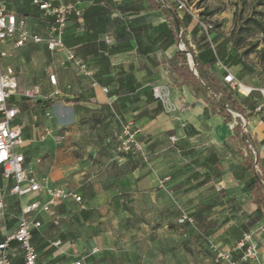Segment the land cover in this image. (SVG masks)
Wrapping results in <instances>:
<instances>
[{"label":"crops","instance_id":"obj_1","mask_svg":"<svg viewBox=\"0 0 264 264\" xmlns=\"http://www.w3.org/2000/svg\"><path fill=\"white\" fill-rule=\"evenodd\" d=\"M72 1L79 4L83 15L71 17L64 43L69 44L66 47L74 52L83 67L64 62L65 52H58V58L54 53L46 52L44 44L36 43L11 50L4 59L8 64L3 63L4 66H12L13 54H18L17 62L32 66L42 52L51 54L59 62L54 67L50 64L47 67L57 75L58 88L62 93L52 95L55 86L49 77L45 85L50 90V98L55 100L50 108L55 109L59 123H55L53 118H43V111L37 106L28 111L20 109L15 121L23 128L24 146L20 151L26 154V166L39 180L67 184L83 196L82 204L64 203L52 214H40L44 225L34 231L39 263L69 264L79 256H86L84 264H163L162 254L157 250L152 251L156 256L151 260L153 263L147 262L141 254L139 240H144L147 233L157 235L146 228L147 218L144 217L141 223L143 228L135 232L136 237L127 230V223L138 219L137 213L141 208H153L156 213L162 210L163 205L158 198L164 193L163 187L176 188L196 173L197 176L189 180L193 181L190 185L198 184L191 195L194 197L190 203L191 212L201 206L212 209L214 213L202 222L211 223L219 219V226L213 230L212 237L224 248L233 250L236 249L233 243H237L245 233L242 226L254 219L249 232L258 243L259 257L250 263L264 264V211L254 203L249 189L254 172L245 162L249 153L240 141L243 122L241 118L234 117L227 121L210 103L209 97L185 83L176 70L181 65L176 56L178 44H185L187 49L194 44L199 51L193 35L195 24L185 22L184 16L178 12L180 21L176 19L172 12L163 8V0ZM166 1L175 6L172 0ZM15 7L19 14L28 18L34 33H47L48 22L40 21L30 0H15ZM234 67L231 68L235 73ZM14 70L22 80L21 73L17 68ZM211 70L220 80L219 65L216 63ZM121 79L129 81V85L120 88ZM93 82L97 85L94 86ZM159 83L169 85L173 102L184 110L171 115L160 101L148 99L151 98L152 86ZM103 86L109 87L108 95L103 93ZM77 97L82 100L80 103L68 101ZM118 97L127 99L118 100ZM86 110L88 113L85 114ZM113 113L144 128L140 140L149 153L148 161L140 155L118 154L104 144L101 137L120 126ZM81 117L87 119L81 121ZM90 117L98 121L90 140L94 146L92 154L99 162L94 174L83 171L81 158L77 157V146L71 144L73 139L84 141L85 126L89 124ZM246 118L247 133L252 142L249 147L258 157L254 166L264 174V121L254 113H249ZM43 125L65 133L72 140L65 142L63 147H58L51 138L39 142L38 134ZM231 126L235 129H230ZM172 135L179 137L178 146L185 151L192 149L188 155L190 161L171 144L169 137ZM212 154L216 156L215 163L201 165ZM185 166L187 168L184 169ZM79 181H83L81 185ZM12 186L13 181L3 176L0 168L1 242L16 230L18 224L8 214L17 218L16 214L21 215L22 207L33 197L20 199L11 193ZM139 198L143 200L139 201ZM80 209L85 210L86 215H82ZM148 219L150 223L151 220L152 223L161 220L157 214ZM55 220L58 224L54 223ZM162 236L154 239L155 244L163 239ZM95 247L99 251L93 253ZM234 255L240 259L239 250Z\"/></svg>","mask_w":264,"mask_h":264},{"label":"built area","instance_id":"obj_2","mask_svg":"<svg viewBox=\"0 0 264 264\" xmlns=\"http://www.w3.org/2000/svg\"><path fill=\"white\" fill-rule=\"evenodd\" d=\"M31 2L41 11V19L45 22L50 21L45 35L34 33L31 30L28 18L17 12L15 0H0V168L2 175L13 181L11 188L13 195L20 199L33 196L30 202L22 207V214L18 218L16 230L7 235L4 241H0V264H40L39 254L34 242V231L40 230L44 225L39 217L40 214H52L55 212L56 207L64 203H83V196L76 189L67 184L52 183L47 179L39 180L33 170L26 166V154L20 151V148L24 146L23 128L15 123L21 111L11 101L19 93L20 82L12 66H1L3 60L10 55L11 50L21 48L28 43H36L46 45L51 52H65L66 60L64 62H72L76 66L83 67L74 52L67 48L64 43L69 20L73 16L81 17L83 11L77 2L72 0H31ZM163 2L168 7V2L166 0H163ZM172 2L179 14L182 16L187 15L192 21H196L195 26L208 37L210 45L214 48V24L200 18L187 0H172ZM181 34L182 31H180ZM177 49L186 52L191 70L198 76L194 59V56L198 53L196 46L191 44L190 49H187L185 44H178ZM217 64L219 65L222 84L230 86V88L237 90L244 96H250L253 92L257 93L258 102L249 113H254L264 121V86L244 85L231 67L220 60ZM48 77L50 83L55 86L52 95H60L62 91L58 88L57 75L50 72ZM93 85L96 86L97 82H93ZM243 87H247L248 91L244 92ZM101 89L106 95L110 92L107 86H103ZM152 95L163 104L168 114L176 115L185 109L173 102L168 84L153 85ZM22 96L34 101L45 99L40 85H32L26 88ZM214 96L218 100L221 97L218 93H214ZM226 107L234 118L242 119V133H247L248 119L243 114L229 108L228 105ZM43 116L46 119H51L53 118V112L47 109L43 112ZM115 117L120 126L106 138V142L112 144L119 154L140 155L143 160L148 161L149 153L140 140L144 134V128L136 126L132 121H124L120 115H115ZM230 128L233 129L234 127L231 126ZM50 138L58 143H63L67 135L58 132L49 125H43L38 134V141L44 142ZM169 140L173 146H176L179 137L172 135ZM247 142L251 146L250 142ZM261 182L264 184L263 181ZM180 221L182 223L187 221L192 223L193 218L190 214H185ZM54 223L58 224V221L55 220ZM13 242H16L17 245L13 246ZM212 247L216 252V264H241L243 261H257L259 257L258 243L252 232H245L242 235L236 243L235 250L221 248L216 244H212ZM238 250L241 254L240 259L235 258L234 255ZM98 251L99 248L97 247L93 249V253ZM18 259H20V262H18ZM85 259L86 256H79L78 259L69 264H84Z\"/></svg>","mask_w":264,"mask_h":264},{"label":"rangeland","instance_id":"obj_3","mask_svg":"<svg viewBox=\"0 0 264 264\" xmlns=\"http://www.w3.org/2000/svg\"><path fill=\"white\" fill-rule=\"evenodd\" d=\"M187 2L193 7L195 13L200 18L211 21L214 24L215 29L213 35L217 43V53L220 54V52L225 51L227 54L239 56L249 66L247 70H243L241 66L233 68L235 73H237L238 79L247 86H264V0H187ZM191 22L196 24L194 20H191ZM45 34L46 33H43L42 35ZM196 39L201 42H206L207 40L205 34L200 30H197ZM45 51H48V53L51 52L47 48ZM52 53L59 58L58 52ZM17 55L18 54H13V60L10 62L12 67L17 68V71L21 73L20 76L22 77V80L19 78V93L15 96L17 103L19 104V102L22 101L23 91L32 85H40L43 95L49 99L50 90L49 88L46 89L45 85L51 70L47 66H49V64L52 65V67L58 65L59 62L57 58H53L51 54L48 55L42 52L36 58L32 66H29L28 63L25 66L17 62ZM3 63L8 64L4 62V60ZM3 63L1 64L2 67H4ZM31 67H33V70L30 69ZM237 96L241 102L248 106L253 103L254 99L257 97V93L253 92L250 97L247 98L239 92ZM50 110L53 112L55 123L58 124L59 120L55 109L50 108ZM86 113H88L87 110L85 111V114ZM86 119L87 117H81L80 120L85 121ZM91 119L92 117H90L89 124L85 126L84 141L81 142V140L77 141L73 139V143H71L77 146L76 152L78 155L77 157L81 158V168L83 171L88 172V174H94L99 168L97 157L92 154L94 146L90 144V140H92L93 137L92 135L97 129L98 121ZM117 129L118 126L115 130ZM233 129H235V127ZM114 131L112 130L101 138H103L104 144L108 148L116 151L112 144L105 142V139L113 134ZM71 140L70 138H66L63 143H58L56 141L55 143L58 147H63L65 142L68 143ZM180 148H178V153L183 158L190 161L191 157L188 155L191 151H185L184 148ZM116 152L118 153V151ZM230 152L231 149L229 147L228 153ZM185 168H187V166H185L184 169ZM190 170L192 169L190 168ZM82 182L83 181H79L80 185ZM167 182L168 181H165L164 183L167 184ZM192 182L193 181L181 183L176 188L163 187L164 193L158 198L162 202V210H158L156 213L153 208H141L137 213L138 216L136 218L138 219L127 223L129 225L127 230L135 234L136 237L137 235L135 232L143 228L141 223L145 220L144 217H146V223L148 224H146V228L157 233L155 236L147 233L146 236L143 237L144 240H139L138 242L140 243L139 247L141 249V254L147 258V262L153 263L151 260H155L156 256L152 251L157 250L158 253L162 254L161 260L163 264H216V252L212 244L224 248L223 245H220L212 237V231H215L219 226V219L216 221L212 220L211 223H203L202 220L210 214H213L214 211L209 208H203L202 206L199 209L195 208V212H191L192 208L190 207V203L194 199L191 195H193L195 189L197 190L198 186V184L190 185ZM81 188L82 187H80V189ZM141 200H143V198H139V201ZM156 214L161 219L160 222L154 220L152 223L151 220L150 223L148 218ZM185 214H190L193 218L192 223L188 221L182 223L180 221ZM16 215L17 218L14 215L8 214L11 219L18 221L21 215ZM161 234L163 235V239L157 240V244H155L154 239H156L158 235L161 236ZM141 236H143V233ZM151 243L153 244L152 246H150ZM235 245L236 241L233 243V246ZM250 261H243L241 264H251Z\"/></svg>","mask_w":264,"mask_h":264},{"label":"trees","instance_id":"obj_4","mask_svg":"<svg viewBox=\"0 0 264 264\" xmlns=\"http://www.w3.org/2000/svg\"><path fill=\"white\" fill-rule=\"evenodd\" d=\"M30 4L32 7L36 8V10L38 11V18L40 19V21H43L41 19V11L39 10V8L35 5H33L31 0H30ZM163 8L167 11L172 12L173 16L176 19H179L178 14H177V10H176V6H172L171 2H168V7L165 6V3H164ZM19 12L27 15L26 13H24L25 12L24 10H22V11L20 10ZM183 20L185 22H188V21H191V18L186 15V16H184ZM179 21H180V19H179ZM43 22H45V21H43ZM49 22H48V24L50 25ZM180 29H181V27H180ZM197 30H199V29L195 26V28L193 30V35H194V40L196 41L197 44H199V51L194 56V59H195V63H196V69L198 72V76L195 75L193 73V71L191 70L186 52L179 51V50L177 51L176 56L178 57L179 61L181 62V65L176 68L177 72L183 78L185 83L193 85L194 89L197 92H202L205 95H207L209 97L210 103L219 109V111L226 117L227 121L233 120V115L231 112H229L226 105H228V107L231 108L232 110H234L235 112L241 113L246 117L249 114V112H251L254 109L256 103L258 102V99H259L258 95L254 99L252 104H249L248 106L245 105L243 102L240 101L239 97L237 96V93H239V92L237 90H233L228 85L222 84L221 80H219L215 76L214 71L211 69L214 68L215 64L219 60L224 62L226 65H228L230 67L241 66L243 70L249 69V66L239 56L227 54L225 51L220 52V54H218L216 51V44L217 43L214 40L215 37L213 38V43L215 44L214 48L210 45V42H209L208 37L206 35H205V37L207 39L206 42H201V41L197 40L196 39ZM183 34L184 33L182 30L181 38H182ZM66 45H69V44H66ZM119 81L121 84L120 88H122V86L126 87L129 85V81H126L125 79H121ZM243 89H245V88H243ZM245 90L248 91V89H245ZM113 92H115V91H113ZM214 93H218L221 95L219 100L214 96ZM245 97L248 98L250 96H245ZM125 99H127V98L118 97V100H125ZM148 99L156 100L152 94H151V98H148ZM11 101L13 103H15L21 109V111H28L32 106H37V107L41 108V110L44 112L46 108H50L55 104V100L53 98L40 99V100L34 101V100H31V99L24 97V96H22V101L19 102V104L17 103L15 96L11 99ZM68 101L72 102L74 104H77V103H80L82 100L79 97H77L74 100H68ZM113 116L115 117L114 113H113ZM240 120H242V119H240ZM116 122H118L117 119H116ZM238 125H240V122H238ZM240 141H241V145L243 147H246L247 151L249 153L248 159L247 160L245 159V162H247L248 168L253 170V172H254L253 179H252L251 183L249 184V189L252 192L253 201L258 206L260 211H264V184L261 182V181L264 182V174H261L254 166L255 163H257L258 157L254 156L253 151L249 147V143L247 142V141H249L250 143H252L250 138H249V134L246 132L242 133ZM105 142H106V139H105ZM110 146H112V145H110ZM176 147L180 148V146H178V143L176 144ZM188 151L192 152V149H190ZM191 152H189V154ZM239 152L243 154V151L240 149H239ZM214 158H216V156L214 154L210 155L201 163V165H204L207 162L215 163ZM196 176H197L196 173L192 174V176L189 177V179L186 181V183L189 182L190 178H193ZM79 212L82 213V215H86V211L83 209H80ZM254 223H255V220L250 219L247 222V224H244L242 226L243 230L245 232H249V227L252 226ZM212 233H213V231H212Z\"/></svg>","mask_w":264,"mask_h":264},{"label":"bare ground","instance_id":"obj_5","mask_svg":"<svg viewBox=\"0 0 264 264\" xmlns=\"http://www.w3.org/2000/svg\"><path fill=\"white\" fill-rule=\"evenodd\" d=\"M243 88L248 89L247 87H243Z\"/></svg>","mask_w":264,"mask_h":264}]
</instances>
